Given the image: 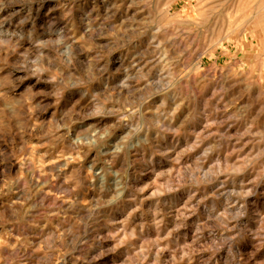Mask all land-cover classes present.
<instances>
[{"label":"clouds","instance_id":"9594fccd","mask_svg":"<svg viewBox=\"0 0 264 264\" xmlns=\"http://www.w3.org/2000/svg\"><path fill=\"white\" fill-rule=\"evenodd\" d=\"M0 264H264V0H0Z\"/></svg>","mask_w":264,"mask_h":264}]
</instances>
